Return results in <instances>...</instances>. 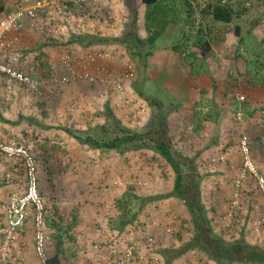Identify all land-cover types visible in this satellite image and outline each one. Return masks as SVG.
I'll return each instance as SVG.
<instances>
[{"label": "rangeland", "instance_id": "obj_1", "mask_svg": "<svg viewBox=\"0 0 264 264\" xmlns=\"http://www.w3.org/2000/svg\"><path fill=\"white\" fill-rule=\"evenodd\" d=\"M6 1L9 2V0ZM42 1L44 0H41V2ZM133 1L143 14V5L140 0ZM196 1L197 0H192L195 10L191 12V17L187 15L188 0L159 1L158 6L164 11L162 18L165 20L162 22L161 19L159 22H156L162 23V27L158 26L157 30L160 35L155 43L149 47L152 57L150 58L151 60L147 69L152 70L154 76L161 77L164 75L165 80L163 83V81L154 82V79V81H151L152 85H148L147 88H155L156 94L160 92V97L166 102L170 103L172 100L179 101L178 94L180 92H178V90H184V88L181 87L182 85H187L189 87V85L193 84L194 80L185 74L182 76L185 77L183 84L181 78L177 77L186 73V70H188L186 63L183 61L184 48L187 49L188 47L186 48V46H183L177 53L174 52L173 47L175 44L187 41L188 39V44H190L195 40L197 30L202 27L211 43L215 46V51L213 50L212 54L208 55L211 63L210 68L208 64L198 68L200 61L195 63L194 68L201 69L199 73L202 75L204 73L208 74L209 70H213L211 76L217 79V83L220 82L224 84L223 87L216 88L215 96L217 99L219 98L222 104L228 106L232 100V96H234L233 92L236 89L234 87L231 89L234 80L231 81L227 77L228 73L226 72L224 63L225 59L228 63L227 70L235 76H238L239 73L234 66V61L228 59L229 57L237 56L239 52L246 54L245 56L238 54V57H241V60L243 59L245 67L248 65L251 71L262 72V70H264V42L247 41L239 47L236 45L235 37L233 36L232 25L214 22L212 16L209 14H202L200 6L197 5L198 2L202 5L205 4L207 0ZM242 1L246 6L250 7V0ZM121 4L120 0V9H122ZM153 8V6H146L145 10L148 11ZM262 9V5L251 6L249 12L251 11L252 15L244 11L242 21L248 23L254 18V15L257 16L261 14ZM7 11H10V9ZM127 14V8H123L120 18L122 20H124V18L128 20ZM121 19H119V22L122 21ZM141 19L142 21H140L139 24L140 30L142 35L147 37L150 34L147 27L150 25L146 26V24L149 23L147 19ZM187 20H189V23ZM24 34L25 33H23L21 38ZM25 36V40H23L22 44L20 43L21 46L18 44L16 48H19L21 51L27 49L28 51H32V54L22 56L20 59V67L22 66L21 68L25 69L24 67L26 64H30V67L32 66L31 68H40L43 70L45 76L49 77V75L53 74L52 72L55 70L57 64L56 60L58 56H60L58 47L51 44H49V49L43 48L44 45L41 47L40 45L42 42H37V37L40 36L37 31L34 32V35ZM116 48H118L116 58L111 61L117 62L120 67L113 66L111 63L109 64L106 62L104 66H101L103 67L102 74L109 70L113 72V69L118 71L122 68L121 70H123L124 64L121 58L127 53V50L123 46H118ZM225 53L230 54V56L224 57ZM124 59L126 60V58ZM240 59L238 60L242 62ZM127 60L129 61L128 58ZM240 66L241 68L244 67L242 63H240ZM92 69L94 70V68ZM171 71L172 73L170 74ZM167 72L169 73L168 79L166 76V74H168ZM175 72L177 74H174ZM258 78L260 77L258 76ZM240 83L241 85L236 92L244 90V84L242 85V81H240ZM159 87L163 90L159 89ZM259 89V87L253 88L254 93L252 96H249L251 97L250 101L253 103H248L249 105L247 106L249 108L247 106H241L240 108L237 106L238 104L230 108L229 106L227 107L228 114L223 116L224 121L222 125H220L218 144L209 149L204 155L206 161L210 159L206 167V171L209 173L206 178L207 183L204 189V199L206 205L214 209L215 212L217 211L220 215V217L214 221V226L217 231L228 238H231V236L237 237L244 233L251 242L260 243L264 242V220H262L258 233L254 232L253 229L254 220L264 216V211L261 209L264 208V206L263 196L258 192L253 193L255 188L254 182L246 181L243 186L240 187L241 189L243 188V195L241 194L238 196L239 204L233 209L231 208L232 199L230 198L233 191L236 190L234 180L238 178L242 169L243 158L242 155L236 151L241 133L244 132L249 136L250 145L253 147L254 161L259 171L264 175V126L257 128L256 125L260 117L262 115L264 116V107L263 105L260 106V103L257 101L261 99V101L264 102V85L262 86V90ZM45 90L47 91L46 95L49 100L48 102H55L54 106L46 104L42 107L44 111L47 112L46 116L44 115L46 121L48 119V122L53 127L43 132V139L37 136L33 137L35 141L32 140V142H29V145L32 148L34 142L39 143L37 151L40 164L43 159L42 155H46L49 159L47 166L39 170L40 187H43L41 192L44 203L46 202L48 206L49 221H46V223L50 242L49 248L51 247V249H53L57 246L63 247L69 262L73 261L75 264H97V262L107 264L106 262L111 259V257L107 256L105 253L107 251V246L104 242L102 243V240L95 241L92 245V238L99 231V238L95 236L97 238L96 240L102 239V237L104 238L103 240H105L106 231L103 232V230L106 226L113 231L119 232L121 221L126 218V212L128 216H131V214L138 209V204L133 199L123 197L128 190L141 195L154 194L155 192H150L156 185V187H159L161 191H163L162 193H167L171 189L172 184L170 179L172 176L169 173L170 170L157 164V160L153 158V153L150 151L131 153L134 155V164L130 163L129 166L128 162L123 160L124 158L121 157V155H117L114 151L95 150L94 152L89 146H82L75 138L70 137L65 130L56 127L58 123H64V125L78 130L77 128L85 129L89 125H96L102 122L100 114L105 109V104L108 101L107 99L112 97L111 95L106 97L107 92L105 89L93 88L91 85L85 84L84 82L67 87L63 90V94H61L62 96L60 95V97L52 93V90L55 89L52 88L51 90L50 85ZM203 90L206 91L207 95V88ZM224 90H226V96L223 95ZM113 91L114 90L110 93L116 95L114 103L117 102L116 110L118 111V115L122 117L124 122L129 126L136 128L138 123L143 122L144 115L149 110L146 102L137 95V92L132 87L126 89L124 94ZM241 94H244L247 99L248 96L246 93L241 92ZM119 96L124 99L123 102H120V100L117 101ZM125 98L127 101H125ZM58 100L60 101L58 102ZM194 100H197V97L194 98ZM238 110L243 112L244 117L242 121H237L235 119V114ZM247 111H250L249 114H246ZM134 112L137 114V117ZM12 114L14 118H16L15 113H10L9 116H12ZM141 115L144 117L142 118ZM262 123L264 125V121ZM191 126L192 124L190 123L189 130H191ZM0 128L1 138L8 139V133L12 131L11 134L13 136L11 140H20L13 131L15 127L11 126V124L4 122ZM37 143H35V145H37ZM222 155H227L226 161L218 160ZM4 164L6 163L0 160V179L6 176L5 174H11L12 171L10 169L11 167L5 168ZM156 164L157 168L155 167ZM224 164L226 165V171L223 166ZM16 176L19 180V189L11 193L7 198L2 196L0 199V231H2L0 232V264L31 263L29 252L31 245L34 248L37 261L39 264H42V261L40 262V258L36 253L35 247L36 229L33 219V217H35L34 212H29L27 216L28 219L26 218L24 224L17 233L16 240L9 245L5 243L7 240L6 232H4L6 231V227H3L2 220L5 217L4 214L6 213L8 203L12 196L20 195L27 187L25 175ZM109 179H113L112 186L110 182H108ZM91 198L97 199L96 208L100 212L99 219L97 218L94 221L95 223H93L91 219L87 220L86 217H82V214L87 211L86 208L92 204L89 203ZM167 199L169 198L162 200L166 202ZM127 200L130 202H127ZM163 205L164 203H162V206ZM165 205L166 206L160 207L159 209H154L152 207L149 209L151 211L162 210L166 213L168 218H170L169 216H171V218L173 217L172 212L175 210L174 215L178 216V227L180 229L182 228L181 226L187 227L185 226L187 225L185 223L186 215L183 213L185 211L181 205L179 203L172 204L168 202H166ZM176 208H180L183 212L180 214ZM144 212L142 209L138 214V220L132 225H129L136 231H148V229L152 228L151 225H147V218ZM87 222H89V224ZM91 222L93 224H91ZM175 222L172 220L169 224H165L166 227L164 228H169L170 230L176 228L177 225H174ZM100 226L101 229L99 228ZM80 228L85 231V233L82 234L83 238H79L80 235L77 233V230H81ZM186 230L185 233L187 232ZM59 234L61 236L60 243H58ZM179 242L180 239H178V243ZM99 244L104 246V249L100 250V248H97L96 246H99ZM157 250V247L151 249L147 257L150 260L152 255L155 257L157 256L159 264ZM139 252L142 256L146 255V248L142 245ZM191 258L193 259L192 263L189 262L187 264H215V262L210 260L203 261L199 253H195ZM113 259H115V257L112 258V260Z\"/></svg>", "mask_w": 264, "mask_h": 264}, {"label": "trees", "instance_id": "obj_2", "mask_svg": "<svg viewBox=\"0 0 264 264\" xmlns=\"http://www.w3.org/2000/svg\"><path fill=\"white\" fill-rule=\"evenodd\" d=\"M159 1L160 0H140L142 5L154 7L152 10H146L144 13L145 19H147L149 22L146 24V26L150 25L147 27V30L150 31V34L147 37L143 36L140 30L139 24L140 21H142V13H140L138 7L132 3V0H125L127 12L130 14H127L128 20L124 18L120 32L118 34L109 32H84L72 34L70 37H68V40L65 41V38L47 37L42 32L31 29L32 31H37L42 35L44 43L41 45L51 44L58 47L60 56H58L56 60L57 64L55 70L52 72V76L57 75L60 77L61 75L65 74L62 64V55L65 48L69 44L79 46L84 50L89 49L92 45L97 44L125 47L127 53L122 56V58H128L135 70V77L129 82L128 88H134V90L137 92V95L146 102V105L149 108L147 113L144 115L145 117L142 116L145 112L141 115L142 118L144 117L143 122L138 123L136 128L129 126L124 122L122 117L118 115V111L116 110L117 102L114 103L116 95H112V93H110L112 90L104 87L103 84L85 81V84L91 85L93 88H102L103 90L105 89V91H108L106 97L110 95L112 96L108 99L106 98L108 101L105 104V109L100 114L102 122L96 125H89L85 129L77 128L78 130H74L70 128V126L64 125V123H58L56 127L58 129L65 130L70 137L75 138V140L82 144V146H89L93 151H114L117 155H121V157L124 158L123 160L128 162L129 166L130 163H133L134 161V155L131 153H143V151H150L153 153V158L157 160V164L170 170L169 173L172 176L170 178L172 184L171 189L167 193L141 195L135 194L128 190L124 194L123 197L133 199L138 204V209L132 213L131 216H128V213L126 212V218L121 221L119 230V233H122L126 227L136 222L138 220L139 212L149 203L171 197L176 199L189 216L185 220V223L187 224L185 226L187 227L181 226L182 228L178 236V239H180L179 245L174 246L175 244H171L169 247L161 249V253L165 257V264H173L176 258L191 252L199 253L200 258L203 259V261L210 260L215 262V264H264V242H251L247 239L244 233L237 237L231 236V238L221 234V232L217 231L214 226V221L219 218L220 215L217 211L215 212L214 209L209 208L206 205L204 199V189L206 188L205 186L207 183L206 178L209 173L206 171V167L210 160L209 159L206 161L204 155L209 149L218 144L217 142L219 138L218 136H220V125H222V122L224 121L223 116L228 114L227 107L229 106L230 108L233 105L238 104L237 106L241 108V106L249 105L248 103H253L248 98L243 102H240L238 98H236V90L241 85L240 81H242V85L244 84V90L242 93L252 96L254 93L253 88L259 87V90H262V86L264 85V70H262V72H257L251 71L248 68V65L245 67L243 59L241 60V57H238V54L243 56L246 54L239 52L237 56L235 55L233 57H229L228 59L234 61V66L239 73L238 76H235L233 73H229L230 71L227 70L228 63L225 59L224 63L226 66V72L228 73L227 77L231 81L234 80V83L231 85V89L234 87L236 90L233 92V94H235L232 96L230 104L228 106L226 104H222L219 98L217 99L215 96V91L216 88H220L221 86L223 87L224 84H221L220 82L217 83V79L211 76L213 70H209L208 74L204 73L202 75L199 73L201 69L199 70L194 68V65L197 63V61H200L198 68L201 66H206L205 64H208L210 68L211 63L209 61L210 58L208 55L212 54L213 50L215 49V46L211 43L207 34L201 27L196 32L195 40H193L190 44H188V39L187 41L183 40L184 42L175 44L173 47V50L176 53L179 52L183 46L189 48H184L185 52L183 54V61L186 63L188 70H186V73H183L177 77L181 78L183 83L185 77L182 76L187 74L189 78H192L196 81V84H191L189 87L187 85H182L181 87H183L184 90H178V92H180L178 94L179 101L169 100L170 103L166 102L160 97V92H157L158 95L156 94L155 88H147L148 85H152L151 81H154L153 76L150 78L147 77V68L151 60L150 58L152 57L149 47L155 43L156 39L160 35L157 29L158 26L162 27V23L156 22H159L161 19L162 22L165 20L162 18L164 11L158 6ZM250 1V7L262 5L263 9L261 14H256L257 16L254 15V18L248 23H244L242 19L244 16L243 12H249L250 7L246 6L242 0H207L205 4L202 5L198 2L197 5L200 6L202 14L211 15L214 22L222 23L224 25H232L231 27H233L232 32L233 36L235 37L236 45L240 47L247 41H256L261 43L264 42V35H262L264 34V0ZM111 2L112 4H115V0H111ZM99 5L96 4L91 8L97 10ZM17 8L14 10H17ZM194 8L195 7L192 3V0H188V17H191V12L195 10ZM5 10V1L0 0V21L5 14ZM103 10H107V6H105L104 3H101L100 11ZM121 13L122 12L119 11L117 12V15L121 16ZM249 13L252 15L251 11ZM187 21L189 23V20ZM26 31L24 33H26ZM18 44L19 43H17L16 46ZM16 46L11 48L13 53L18 51ZM93 47L96 48V46ZM116 47L112 49L115 53L118 52V48ZM100 49L104 50L102 48ZM25 51L28 52L27 49H24L23 52L19 49V52L24 54ZM16 53L19 59V53ZM227 56H230V54L225 53L224 57ZM238 59H240L242 62H240ZM240 63L244 65L243 68H241ZM16 64L14 65L15 68L33 78L38 79L43 83L39 90H33L27 84L14 82L13 90H11V92L13 95H15L17 107L19 106L21 113L18 114L16 119L6 117L4 118L0 113V119L3 120V122L11 124V126L15 127L13 131L15 135H17L18 139H20H17L18 142L28 147L30 146L29 142H32L33 137L37 136L43 139V132L53 127L48 122V119L46 121L45 116L47 112H45L42 107L46 104L54 106L55 102H48L49 100L47 99L46 95L47 91L45 89L50 85L51 90L52 88L56 90H52V93H54V95L57 94L60 97V95L63 94V90H65L67 87L84 83V81L59 83L54 85L50 81L45 82V80H42L44 77L40 73L37 72V75L33 74L34 69L31 68L32 66L30 67V64H26L24 67L25 69L21 68L22 66H17ZM171 73L172 71L170 74ZM174 74L177 73L175 72ZM168 75L169 73L166 74L167 79L169 78ZM207 75L210 77V82L213 84L212 86L214 87V90L211 91V93L207 92L206 95V91L203 89H206L205 85L209 84V82H204L202 77H207ZM258 76L261 79L258 78ZM7 80L8 75L0 72V86L3 85ZM164 80L165 78L163 75L154 82L163 81L164 83ZM159 89L163 90L161 87H159ZM223 95L226 96V90H224ZM196 97L197 100H194ZM118 100H120V102L124 101V99L122 97L120 98V96L117 98V101ZM59 101L60 100H58V102ZM259 103L260 106L263 105L264 107L263 101L260 100ZM249 112L250 111H247L246 114H249ZM135 115L137 117L136 113ZM263 121L264 116L262 115L259 119V122L256 123L257 128L264 126L262 123ZM190 123L192 124L191 130H189ZM11 132L12 131L8 133V139L1 138L0 136V142H10L13 136ZM35 143L37 142L33 143V146L30 150L36 160L39 194L44 200L41 192L43 187H40L39 170L47 166L49 159L46 155H42L43 159L41 160L42 163L40 164L37 151V146L39 143H37V145H35ZM250 147L251 155L254 159L253 147L251 145ZM0 160L6 163L4 164L5 168L11 167L10 169L12 170L11 173L13 175L10 178H7V174H5L6 176L1 177L0 188L8 184L10 182L9 180L13 179L14 177V181L17 186L16 188L18 190L19 180L16 175H25L26 182L28 184V169L24 159L8 157L5 153L0 151ZM157 164L155 166L156 168ZM246 181L254 182L255 188L253 193L258 192L262 196V192L259 188L257 180L253 175H249L245 179V182ZM242 189H239L240 194L243 193ZM26 191L27 187L24 192L20 193V195L25 194ZM234 194L235 190L230 197L231 199L235 197ZM127 202L130 201L127 200ZM44 204L45 222H48V206L46 202ZM30 212L35 213L36 207L31 206ZM5 217L6 218L2 220L4 225L3 227L7 228V213L5 214ZM33 219L36 229V217H33ZM185 230L187 231L186 233ZM146 232L147 235L154 236L155 247L158 248L159 241L155 234L149 231ZM171 235L174 236L176 234L173 232ZM60 238L61 236L59 234L58 243H60ZM49 244L50 242L48 241L45 249L46 264H64L60 255L61 247L57 246L51 249V247L49 248ZM148 253H150V250L146 248V255ZM41 261L42 259L40 258V262Z\"/></svg>", "mask_w": 264, "mask_h": 264}, {"label": "built area", "instance_id": "obj_3", "mask_svg": "<svg viewBox=\"0 0 264 264\" xmlns=\"http://www.w3.org/2000/svg\"><path fill=\"white\" fill-rule=\"evenodd\" d=\"M104 3L107 10L100 11V5ZM99 5L97 10L92 9ZM115 4L111 0H44L35 3L22 2L17 10L4 14L0 21V72L8 75V89L13 88L14 82L29 85L33 90H39L42 82L15 68L18 55L13 53L12 47L27 29H35L47 37H62L68 39L72 34L84 32L90 33H114L120 32L123 20L117 15ZM119 19L122 21L119 22ZM112 49L101 50L100 48L82 49L79 46L67 45L62 55V64L65 74L60 77L51 76L50 82L54 85L59 83H71L76 81L97 82L104 87L114 90L113 92L124 94L128 89V83L135 77L133 65L126 59L121 58L124 64L123 70H111L102 74L104 64L112 62L116 58ZM94 68V70L92 69ZM108 92V91H106ZM240 102L245 101L244 94H238ZM125 101L127 99L125 98ZM243 112L235 114L237 121L243 120ZM31 146L11 140L8 143L0 142V151L9 157L22 158L28 169L27 191L23 195L12 196L8 203L6 213L8 225L6 228V245L16 240L19 229L24 224L30 207L35 206L36 212V251L42 263L46 264V245L49 241L48 229L44 217V200L39 194L36 173V160L31 153ZM236 151L242 155V169L235 183V197L231 201V208L239 204L238 196L240 187L249 175L257 180L263 196L264 206V176L260 173L252 155L250 138L246 133H241ZM227 155H222L218 160L225 161ZM264 211V208H261ZM262 218L254 220V232L260 231ZM106 229V242L109 259L107 264H158V257L152 255L150 260L147 255H141L139 249L142 247L149 250L155 248V239L147 235L146 230L136 231L133 227H126L122 233ZM169 232L172 230L168 229ZM104 249L101 244L96 246ZM5 250V249H4ZM107 257V258H109ZM112 260V258H114ZM106 258V259H107ZM101 264V262H97Z\"/></svg>", "mask_w": 264, "mask_h": 264}, {"label": "crops", "instance_id": "obj_4", "mask_svg": "<svg viewBox=\"0 0 264 264\" xmlns=\"http://www.w3.org/2000/svg\"><path fill=\"white\" fill-rule=\"evenodd\" d=\"M4 1H5V7H6V10H5V14H6V12H10V11L16 9L19 6V4L22 3V2L34 3V2H37V1H41V0H9V2H7L6 0H4ZM137 1H139V0H137ZM121 3H122L121 4L122 9L119 8L120 0H115V7L117 8L116 9V12H119V11L120 12H123V8H127V6L125 4V0H121ZM132 3L134 4L135 2L132 0ZM145 7L146 6L143 5V12L144 13L146 11L145 10ZM9 9H10V11H7ZM140 13H141V11H140ZM144 13L142 14V18H145ZM28 30L26 31V33L24 34V36L22 38L20 37L21 39L19 38V40L16 42V44L19 43V45L21 46L23 40H25L24 39L26 37L25 35H34V31H32L31 29H28ZM262 35H264V34H262ZM43 40L44 39L42 38V35L40 34V36L37 37V42L39 41L40 43L41 42L44 43ZM67 40L68 39H65V41H67ZM43 45H44L43 48H45V49L46 48H48V49L50 48L49 45H46V44H43ZM43 45H41V47ZM93 46H96V48H102L104 50H110V49H114V47H116V46L98 45V44L97 45H92L91 47H93ZM16 52L19 53V60H18V63L16 64L19 67H20V64H21L20 63V59L22 58V56L23 55H27V54L28 55H31L32 54V51H28V52L25 51V54L24 53H21L19 51H16ZM111 64L113 66L120 67V66H118V63L117 62H111ZM178 69H180V68H178ZM33 72H34L33 74H35V75H37V72L40 73L44 77V79H42V80H45V82L50 81V78L52 76V75H49V77L45 76L43 70L40 69V68H34ZM151 76H153L155 80H157L159 78V77L153 75L152 70L148 69V71H147V77L150 78ZM202 80L204 82H206V83L209 82V84L205 85V88H207V91L209 93H211V91L214 90V87L212 86L213 84H211V82H210V77L208 75H207V77L204 76V77H202ZM147 83H149V82H147ZM8 84L9 83H8V80H7V81L4 82L3 85L0 86V113L2 114V116L4 118L6 117V118L16 119L18 117V114L21 113V112H20L19 106L17 107L16 98L14 97V95L11 92V90H13V88L11 90H9L8 89ZM193 84H196V81L195 80L193 81ZM241 92H243V91L240 90V91L236 92V98H237V95L238 94H241ZM247 96H248L247 98H249V99L251 98V97H249L248 94H247ZM260 100H257V101L259 102ZM254 102H256V101H254ZM10 113H15L16 114V118H14V115L13 114H12V116H9ZM2 123L4 124L3 120L0 119V127H1ZM0 131H1V128H0ZM94 152H95V150H94ZM223 166L225 167L226 165L224 164ZM225 171H226V167H225ZM10 177H12V173L7 175V178H10ZM112 180L109 179L108 182H110V184H111L112 183ZM9 181L10 182L8 184H6L2 188H0V199H1L2 196H4V198H7V196H10L11 193L17 191V188H16L17 186L15 184L14 177H13V179H10ZM152 192H155L157 194H160L163 191H161V189L159 187H156V185H155L150 193H152ZM166 202L172 203V204L179 203V202H177L176 199H174L172 197L169 198V199H167ZM166 202H164V200H156V201H153V202L149 203L145 208H143V212L145 211L144 212L146 214L145 217L147 218V225L148 226L151 225V227H152L151 229H148V231L151 232V233H154L155 236L157 237L158 241H159L158 242L159 243L158 250H157V253H158V256H159V264H165V257L162 255V253H161L162 250L161 249L166 248V247H169L171 244H175L174 246L179 245V243H178V236L180 234L179 232L181 231V229L178 227V224L179 223H177L178 216L177 215H174L175 210L172 212L173 217L171 218V216H169L170 218H168V216L166 215V213H164L162 210H159V211L152 210L151 211L149 209L150 207H152L154 209H159L160 207L166 206L165 205ZM89 203H92V204H90L89 207L86 208L87 211L82 214V217H86L87 220H90L91 219V221H93V223H95L94 221L100 215L99 210L96 208L97 199L91 198L89 200ZM162 203H164L163 206H162ZM176 209H177V211L180 214H181V212H183L180 208H176ZM0 213H1V211H0ZM183 213L186 215V218H188V213L187 212H183ZM172 220L174 222L176 221L175 224L174 223L173 224L175 226L177 225L176 228L171 229L172 231L174 230L173 232H175V234H176L174 236L171 235V234H173L172 231L171 232L168 231L169 228H167V229L164 228V227H166L165 224H169ZM87 223L89 224V222H87ZM93 223L91 222V224H93ZM101 226H102V224H101ZM101 226L99 227L100 229H101ZM102 228H103V226H102ZM105 228H109V227L106 226ZM105 228H104L103 232L106 231ZM98 232L95 234V236L97 238H99V233ZM77 233H79V235H80L79 238H83L82 234L85 233V231H83L81 229V230H77ZM86 233L90 234L89 232H86ZM95 236L91 240V241H93L92 242V245L95 243V241H101L102 240V243L106 241V239L103 240L104 239L103 237H102V239L96 240L97 238ZM33 245H34V242H33ZM29 252H30V256H31V258H30L31 259V263L29 262V264H39V262L36 259V254L34 253V248L32 247V245L30 246ZM105 253H106V255H108V252H105ZM143 253H145V252H143ZM194 254H195V252H191V253H188L186 255H183V256H181L179 258H176L174 260L173 264H187L189 262L192 263V260L193 259L191 258V256L194 255ZM60 255H61V258H62L64 264H75L73 261L69 262L68 257H66V255L64 253L63 247H61ZM19 264H22V262L19 263Z\"/></svg>", "mask_w": 264, "mask_h": 264}, {"label": "bare ground", "instance_id": "obj_5", "mask_svg": "<svg viewBox=\"0 0 264 264\" xmlns=\"http://www.w3.org/2000/svg\"><path fill=\"white\" fill-rule=\"evenodd\" d=\"M24 84V83H23Z\"/></svg>", "mask_w": 264, "mask_h": 264}]
</instances>
